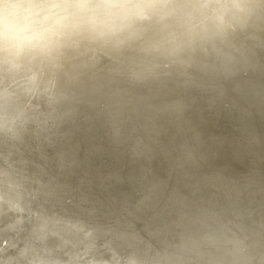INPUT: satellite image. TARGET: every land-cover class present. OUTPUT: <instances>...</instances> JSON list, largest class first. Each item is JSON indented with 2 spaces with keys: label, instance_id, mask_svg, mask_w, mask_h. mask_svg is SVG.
Listing matches in <instances>:
<instances>
[{
  "label": "bare ground",
  "instance_id": "6f19581e",
  "mask_svg": "<svg viewBox=\"0 0 264 264\" xmlns=\"http://www.w3.org/2000/svg\"><path fill=\"white\" fill-rule=\"evenodd\" d=\"M127 52L123 64L73 61L51 91L20 104L11 123L22 115L23 125L49 127L0 140V182L10 183L23 208L0 203V264L26 244L39 258L71 264H102L114 253H136L142 264H264V194L212 164L225 134L200 125V106L187 104L189 116L180 101L142 95L119 99L106 114L89 110L92 92L122 93L119 84L137 81L130 68L144 57ZM205 63L225 72L235 60L221 52L219 62ZM191 78L207 84L202 75ZM41 97L47 104H37L51 112L36 111ZM171 237L180 240L175 247L163 243Z\"/></svg>",
  "mask_w": 264,
  "mask_h": 264
},
{
  "label": "clouds",
  "instance_id": "9594fccd",
  "mask_svg": "<svg viewBox=\"0 0 264 264\" xmlns=\"http://www.w3.org/2000/svg\"><path fill=\"white\" fill-rule=\"evenodd\" d=\"M264 15V0H0V131L18 136L14 119L25 98L55 86L69 63L91 56L144 57L134 79H158L183 57L242 29ZM0 203L18 212L10 183L0 182ZM23 223V221H20ZM7 264H71L39 258L17 246ZM102 264H142L136 253H114Z\"/></svg>",
  "mask_w": 264,
  "mask_h": 264
},
{
  "label": "water",
  "instance_id": "95a60500",
  "mask_svg": "<svg viewBox=\"0 0 264 264\" xmlns=\"http://www.w3.org/2000/svg\"><path fill=\"white\" fill-rule=\"evenodd\" d=\"M221 52L232 54L235 60L233 68L225 72L206 69L205 61L216 63L218 58L219 62ZM121 57L107 58V61L123 64ZM183 59V64L170 67L167 74L158 79L126 80L119 84V88L125 90L122 93L117 91V87L112 91L99 89L92 92L89 98L93 104L89 110L95 114H106L119 99L134 100L143 95L154 101H180L188 114L191 106L187 104L192 101L202 108L203 122L200 125L207 129L216 127L218 132L225 134L220 137L223 143L219 153L211 157L212 164L220 163L225 168L218 167V170L245 185L253 194H264V15ZM197 74L202 75L207 84L192 80L191 76ZM70 80L65 77L68 86L79 87ZM234 80L240 82V87L246 91L236 88ZM217 86L225 88L224 94L215 91ZM257 90L258 94L252 93ZM171 238L176 239L163 243L175 247L180 240Z\"/></svg>",
  "mask_w": 264,
  "mask_h": 264
},
{
  "label": "rangeland",
  "instance_id": "374dc122",
  "mask_svg": "<svg viewBox=\"0 0 264 264\" xmlns=\"http://www.w3.org/2000/svg\"><path fill=\"white\" fill-rule=\"evenodd\" d=\"M40 100L41 101H36V105H37V107H38V109H36V111H40V112H51V110H49V109H44V108H42V106H40L39 104H37V103H46V102H48V98H46V97H41L40 98ZM29 103H30V101H29ZM32 103L33 102H31V106H32ZM21 104H24L25 105V103H21ZM47 104V103H46ZM19 112V111H18ZM20 115H21V113H19ZM38 115V114H37ZM38 116H40V115H38ZM43 116V115H42ZM20 118L17 120V121H14V122H10V127H12L13 129H15V128H17L19 125H21L22 124V130H21V134L23 133V134H26L27 133V129L29 130V131H31V128L30 127H49L46 123H43L42 121H34L35 123L34 124H31V125H28V124H26V125H23V117L24 116H19ZM35 117V116H34ZM40 118H42V117H40ZM44 118H46V117H44ZM47 119V118H46ZM32 132V131H31ZM20 135V134H19ZM0 136L2 137V138H0V140H2V142L4 143V145H7V143H9V142H13V141H16L17 139H14V137L13 136H10V135H7V134H5L3 131H0ZM55 179V178H54Z\"/></svg>",
  "mask_w": 264,
  "mask_h": 264
}]
</instances>
